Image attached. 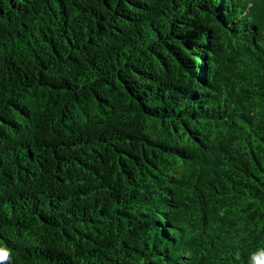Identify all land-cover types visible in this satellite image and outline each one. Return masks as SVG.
Instances as JSON below:
<instances>
[{"label": "trees", "instance_id": "1", "mask_svg": "<svg viewBox=\"0 0 264 264\" xmlns=\"http://www.w3.org/2000/svg\"><path fill=\"white\" fill-rule=\"evenodd\" d=\"M0 264H255L264 0H0Z\"/></svg>", "mask_w": 264, "mask_h": 264}, {"label": "clouds", "instance_id": "2", "mask_svg": "<svg viewBox=\"0 0 264 264\" xmlns=\"http://www.w3.org/2000/svg\"><path fill=\"white\" fill-rule=\"evenodd\" d=\"M8 252L0 250V261L6 260L8 258ZM255 264H264V253L254 254L252 257Z\"/></svg>", "mask_w": 264, "mask_h": 264}]
</instances>
